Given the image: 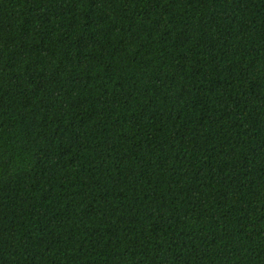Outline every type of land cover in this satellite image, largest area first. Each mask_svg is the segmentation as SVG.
Returning a JSON list of instances; mask_svg holds the SVG:
<instances>
[{"label": "trees", "instance_id": "16d2710c", "mask_svg": "<svg viewBox=\"0 0 264 264\" xmlns=\"http://www.w3.org/2000/svg\"><path fill=\"white\" fill-rule=\"evenodd\" d=\"M0 264H264V0H0Z\"/></svg>", "mask_w": 264, "mask_h": 264}]
</instances>
